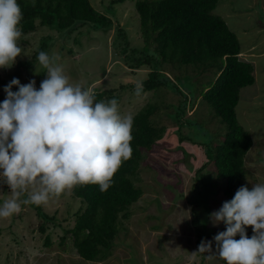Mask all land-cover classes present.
I'll list each match as a JSON object with an SVG mask.
<instances>
[{"label": "trees", "instance_id": "1", "mask_svg": "<svg viewBox=\"0 0 264 264\" xmlns=\"http://www.w3.org/2000/svg\"><path fill=\"white\" fill-rule=\"evenodd\" d=\"M124 1L126 0H110L99 10L90 0H17L23 16L19 25L22 31L21 38L30 34L32 39L35 38V41L30 42L38 44V47L33 48L32 54L23 53L24 55H21L24 57L17 60L27 59L20 64L22 63L24 67L33 66L38 62L39 52L48 53L56 42L62 44L60 50L66 48L71 52L72 49L67 48L66 42H60L62 37L70 36L77 30L80 34L72 40L77 45H81L82 41L79 37L87 32L84 28L112 29L114 19L105 8L114 9L116 4ZM219 1L135 0L134 6L139 14L141 46L132 47L128 30L118 28L112 44L115 48H120V54H124L122 60L133 69L139 70L146 65L149 66V71L142 81L143 92L140 95H143L145 100L142 105L135 108L136 112L132 115V156L123 162L115 173L112 185L105 192H101L99 185L96 184L77 185L73 188L71 195L79 200L80 206L73 215L74 225L64 228L65 233L61 236L60 244L72 245L82 259L103 261L112 255L122 220L131 217V207L144 193L136 184L140 164L148 151L164 137L167 130V126L161 125L155 118L162 109L167 110L168 118L178 124L180 139L201 145L206 154V161L197 170L199 172L197 180L201 179V181L197 183L190 197L195 215L196 209L201 208V204L195 199L203 204L204 200H210L211 205V201L215 198L216 191L215 195L213 193L212 195L209 188H203L205 173H212L202 172L213 161L217 167V178L213 176L216 182L215 188L222 180L223 185L219 183L220 187L217 190L222 191L228 201L242 185L251 190L246 183L249 172L247 159L248 152L254 145V138L239 121L237 106L242 90L253 86L256 81L255 64L251 58L245 59L241 55L243 45L238 35L230 29L221 16L214 13ZM38 34L40 37L36 39ZM22 40L27 44V39ZM25 48L26 46L23 51ZM168 63L173 69H166ZM189 64H193L192 70L185 68V65ZM12 67L13 73L8 71V68H4L6 76L11 78L5 81L6 85L13 78H18L23 84L22 74L25 68L18 67V64ZM174 69L181 71V75ZM183 70L186 72H182ZM210 70L214 72L206 77L214 78L205 81L207 82L205 85L202 83L203 88L198 89L200 93L194 101L196 84L193 81L194 77L189 76V72L199 76L203 71L209 73ZM182 74L188 76L185 81L180 78L183 77ZM135 85H122L116 92L114 89L101 91L99 86L94 87L95 102H106L110 98L118 101L120 99L118 92L126 90L127 87L134 88ZM165 88L177 95V102L167 100ZM13 89L18 91L16 86H13ZM148 91L154 92L158 99L145 97V92ZM161 91L162 95L159 94ZM201 100H205L212 108V115L208 117L209 122L217 120L226 126V132L221 130L213 133L203 125L198 103ZM134 103L138 104L136 101ZM192 108H195L196 113L189 115V109ZM187 115L189 117H186ZM184 128L187 130L184 131ZM188 131L195 135L194 139L188 138L186 134ZM196 133L206 135V138ZM220 133L224 138L214 145V141L217 143L221 140ZM257 178L256 184L264 183V175ZM31 205L43 219L40 230L46 232L48 223L57 221L56 215L45 211L42 205ZM222 227L226 231L223 222ZM246 233L251 238L252 228L247 227ZM216 234L217 232L212 228L211 235ZM239 238V235L235 237L237 240ZM52 243L51 234H48L45 245L50 246ZM217 258L221 264H226L219 255Z\"/></svg>", "mask_w": 264, "mask_h": 264}, {"label": "rangeland", "instance_id": "2", "mask_svg": "<svg viewBox=\"0 0 264 264\" xmlns=\"http://www.w3.org/2000/svg\"><path fill=\"white\" fill-rule=\"evenodd\" d=\"M90 1L99 9L104 8L110 0ZM134 4L135 0H126L116 4L114 9L105 8L114 19L113 28L108 30L84 28L87 32L79 37L82 41L81 45H77L72 40L80 34L77 30L70 36L62 37L60 42H66L67 48L72 49L71 52L66 48L60 50L62 44L57 42L48 51L49 56H59L57 63L63 67L64 74L69 77L70 83H79L92 89L99 86L101 91L114 89L116 92L122 85H134L137 81H143L149 66L146 65L139 70L131 68L122 60L124 54H120V48L117 49L112 44L117 36L118 28H125L131 36L130 45L132 47L142 45L139 14ZM214 13L227 22L230 29L241 38L244 46L245 43L250 44L264 39V0H220ZM55 34L59 36L58 32ZM39 37L38 34L36 39ZM20 39H27V44ZM20 39L18 46L22 48L21 54H32L33 48L38 45L31 43L35 41V38L32 39L29 34ZM259 48L264 49V42L260 43ZM23 55L17 59L23 58ZM25 60L27 59L17 60L15 63V66L18 64V67L25 68L22 83L27 84L34 79L35 86L39 89L41 81L47 76V70L39 62L33 66L24 67L22 63ZM167 66V70L173 69L171 64L168 63ZM192 66L193 64L185 65V68L192 70ZM174 70L178 71V69ZM8 71L13 73V67L8 68ZM213 72L203 71L199 76L189 72V76L194 77L193 81L196 84L194 101L200 93L198 89H201L202 83L205 85L207 83L205 81L214 78H208L206 75H211ZM177 73L181 75V71ZM182 76L180 78L183 81L188 77L186 74ZM255 77L254 85L242 90L237 106L239 121L254 138V145L248 152L247 159L249 172L246 183L250 188L256 184L257 177L264 175V57L260 59V66L256 69ZM10 79L6 76V70L0 68V103L6 98L5 81ZM12 91L15 92L14 89ZM165 91L168 101L177 102L176 94L168 88H165ZM118 93H120L119 112L122 116L133 115L136 112L135 108L142 105L145 100L143 95L135 99V87H127L126 90ZM159 94L162 95V91ZM250 94L252 97H245ZM145 97L158 99V96L151 91L145 92ZM111 99L113 98L109 100ZM135 101L138 104H135ZM198 103L203 125L211 132L221 130L226 132V126L217 120L209 122L208 117L212 115L210 105L205 100ZM194 110L195 108L189 109L188 114L191 115ZM166 111L162 109L155 117L161 125L167 126L165 135L148 151L140 164L136 184L144 193L131 207V217L122 220L111 256L103 261H87L79 256L72 245L60 244L61 236L65 233L64 228L74 225L73 215L80 206L79 200L71 195L72 189L61 194L59 198L50 199L47 205H42L45 211L51 215L55 214L57 218L56 222L48 223L46 232L40 230L43 219L31 204L22 205L21 212L8 219L0 218V264H221L217 258L218 253H215L216 244L213 240L215 235H211V232L212 228L217 233L223 232L224 229L222 222L213 226L209 217L212 212L218 211L225 201H228L222 191L217 190L220 187L219 183L223 185V181L220 179L215 188L216 182L213 176L217 178V167L214 161L202 170V172L213 174L205 173L203 188H209L211 194L216 191V195L214 194L216 200L214 198L210 205V200H204L203 204L195 199L201 204V208L196 209L195 215L190 204V197L197 183L201 181V179L197 180L199 175L197 170L206 161V154L201 145L180 139L177 131L178 124L168 118ZM186 134L191 140L195 138V135L190 134L189 131ZM196 135L206 138V135L200 133ZM219 137L221 140L217 143L214 141V145L224 138L222 133ZM260 157H262L261 160ZM10 196L8 186L0 184V206ZM26 198V196L23 197V199ZM196 216L197 220H195ZM48 234H51L53 242L50 246L45 245ZM202 240L212 241V253L193 255L198 251Z\"/></svg>", "mask_w": 264, "mask_h": 264}, {"label": "clouds", "instance_id": "3", "mask_svg": "<svg viewBox=\"0 0 264 264\" xmlns=\"http://www.w3.org/2000/svg\"><path fill=\"white\" fill-rule=\"evenodd\" d=\"M22 18L17 0H0V68H11L21 56ZM58 60L39 52L38 62L47 70L39 89L34 79L21 84L18 78L4 87L0 184L8 186L11 196L0 206L2 219L19 214L22 205H47L77 185L96 184L105 192L132 156L133 116H122L115 98L95 102L93 89L70 83ZM142 92L143 82L137 81L135 95ZM210 219L213 226L226 225L213 237L215 253L226 264H264V183L251 190L242 185ZM197 253H212V241L202 240Z\"/></svg>", "mask_w": 264, "mask_h": 264}, {"label": "crops", "instance_id": "4", "mask_svg": "<svg viewBox=\"0 0 264 264\" xmlns=\"http://www.w3.org/2000/svg\"><path fill=\"white\" fill-rule=\"evenodd\" d=\"M260 26H262V24ZM239 39L241 41L240 37ZM261 42H264V39L261 41L252 42L250 44L245 43V46L242 44L243 52L241 55H243L245 59L251 58V60L255 64V74H256L257 67L260 66V59L264 57V49L259 48V45ZM245 97H252V95L250 94L249 96H245Z\"/></svg>", "mask_w": 264, "mask_h": 264}]
</instances>
